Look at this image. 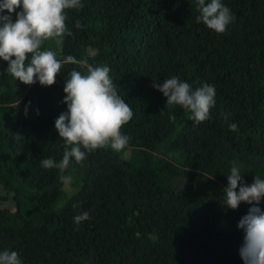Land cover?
Here are the masks:
<instances>
[{
  "label": "trees",
  "instance_id": "16d2710c",
  "mask_svg": "<svg viewBox=\"0 0 264 264\" xmlns=\"http://www.w3.org/2000/svg\"><path fill=\"white\" fill-rule=\"evenodd\" d=\"M221 3L235 17L223 33L197 21V0H81L65 10L72 34L42 50L108 66L133 112L121 129L127 145L82 148L86 158L63 173L70 185L42 161L59 163L71 147L54 123L67 112L66 79L86 67L62 63L53 85H25L0 59V252L22 264H244L237 225L250 205L225 208L223 190L233 162L245 185L264 179V0ZM173 76L192 90L214 86L207 120L152 86ZM83 212L90 218L77 225Z\"/></svg>",
  "mask_w": 264,
  "mask_h": 264
},
{
  "label": "clouds",
  "instance_id": "9594fccd",
  "mask_svg": "<svg viewBox=\"0 0 264 264\" xmlns=\"http://www.w3.org/2000/svg\"><path fill=\"white\" fill-rule=\"evenodd\" d=\"M82 7L81 0H0V59L7 62V72L25 85L39 82L42 86L55 83L62 63L81 64L86 74L72 70L66 79L63 103L67 112L61 113L54 127L66 145L62 160L56 163L52 158L42 161L44 168H58L60 179L70 185L72 177L63 175L74 158L80 163L86 158V151L110 147L122 150L129 138L121 132L122 127L132 119L133 112L117 92V87L109 75L108 66H92L87 61H78L69 55L64 61L58 60L54 51L42 50V45L50 39L56 40L71 31L66 27L65 10ZM200 13L197 21L208 29L223 33L226 26L234 21L231 10L221 0H197ZM15 21L11 13L16 9ZM81 27L79 21L75 25ZM166 97L167 105H178L192 114V119L204 122L209 118L210 109L215 104V88L209 84L192 90L191 85L178 77H171L163 83L152 85ZM227 118V116L225 117ZM175 120L174 116L169 117ZM236 131L235 123L229 125ZM239 162H233L227 187L224 188L225 208L236 209L241 202L250 205L237 227L244 232V242L239 250L244 264H264V211L258 206L264 197V179L255 177L251 185L242 181ZM239 185V191L236 189ZM90 218L88 212L76 215L77 225ZM0 264H22L16 251L0 252Z\"/></svg>",
  "mask_w": 264,
  "mask_h": 264
}]
</instances>
